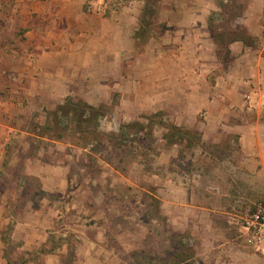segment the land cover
<instances>
[{
    "label": "crops",
    "instance_id": "1",
    "mask_svg": "<svg viewBox=\"0 0 264 264\" xmlns=\"http://www.w3.org/2000/svg\"><path fill=\"white\" fill-rule=\"evenodd\" d=\"M120 3L0 0V264L6 237L28 264H128L149 231L132 220L146 212L162 215L172 246L193 249L184 264H264L242 228L264 203V0ZM77 103L102 110L106 134L196 135L172 147L194 143L189 162L205 169L176 171L161 154L164 169L149 175L138 157L124 175L93 143L34 124Z\"/></svg>",
    "mask_w": 264,
    "mask_h": 264
},
{
    "label": "rangeland",
    "instance_id": "2",
    "mask_svg": "<svg viewBox=\"0 0 264 264\" xmlns=\"http://www.w3.org/2000/svg\"><path fill=\"white\" fill-rule=\"evenodd\" d=\"M121 0H104V5H106L105 10L107 12V10H111V11H116L118 9H120L121 7ZM10 8L9 6L7 7H3L0 6V15H6L7 9ZM103 11V8H102ZM105 12V11H103ZM6 24L8 25V22H6ZM4 26H7V25ZM4 60H0V65H2L4 62ZM4 65V64H3ZM5 66V65H4ZM6 71L9 73L10 75V69H6ZM9 78V77H8ZM4 78H0V81H4ZM5 95H8L7 92H4ZM102 111V110H101ZM100 111V114L98 113V115L96 116L98 118L97 120V124L98 126L100 125V127H102L103 129L106 130V127H104L103 125V121H101L99 119V116L103 114V112ZM93 116H95V113L93 112L92 114ZM20 116H23L21 118H19L20 124L23 125V123H26V118L30 115H27L24 117L23 114H20ZM19 116V117H20ZM18 118V117H17ZM39 118V117H38ZM46 121L44 122L45 124H40L41 122H34L35 125H43L44 130H46L47 133H44L45 135L48 134V136L53 139V140H63V137L60 138V135L65 134V138H69L71 141L75 142V140L78 138V135H76V133L78 131L75 130V127L78 125L76 122L73 121H66L65 119H63L61 116H59V114H56V111L50 113L47 115L46 117ZM43 118H39V121H42ZM61 121L63 123H61ZM146 126L143 125H136L133 128V134L129 135V136H125L124 139L128 140L126 148L128 153L127 158L125 159V161L123 163H116L117 166L114 168H117V170H119V172L121 174L124 175H133L138 173L139 168L137 166L134 165V162H136L139 158H135V156L138 155V153L141 150H138L137 152V148L142 147L143 149V145H145L146 149H147V154L143 157V160H145L146 162V166H145V170L147 171V173L149 175L154 174L155 172H157V170H161L164 169L161 167V162L159 161L160 159V155L161 154H165V156L167 158L170 159V157H172V159H175L174 163L175 167L174 169L176 171H185V173L188 174H193V173H197L198 171L200 173H202L203 169H205L204 165H201L200 162H202L200 160V164L199 163H195V164H190L189 161H191L193 158H195L194 152H195V144H197L200 139L196 136L193 135L194 139L193 141H191V134L187 135V138L185 135H179L178 137H176L175 139H169L166 142L160 141V137L161 134H156V138H152V137H148L146 139H144V134L140 133L139 134V130L143 131ZM148 128H150L148 126ZM105 132L104 130L101 129V132ZM71 132V133H70ZM111 141L113 140V143H119V141L122 142L123 137L121 136V134L119 133H111ZM113 137V138H112ZM115 137V138H114ZM119 137V138H116ZM141 137V138H140ZM181 138H183L182 140V144H186L187 140L189 142H195V144H189V147L187 148L186 146H178V148L176 147H172V142H179L181 141ZM134 147V148H133ZM136 148V149H135ZM134 151L132 152L131 150ZM119 151V150H118ZM120 152V151H119ZM196 154V153H195ZM159 157V159H158ZM88 161V160H87ZM164 166L168 169L169 165L164 164ZM204 167V168H203ZM203 168V169H202ZM93 171L95 170L97 174H100L101 172V168L97 167L96 165L93 164ZM150 172V173H149ZM120 184V183H118ZM123 185H121L119 187V189L125 190V187H122ZM139 189L135 188V191H138ZM25 197V196H24ZM143 200L144 198L141 197ZM147 204L148 205H153V207L156 209V211H159V206L158 204H156V201L148 198L147 199ZM256 207V205L253 206L252 210ZM251 210V211H252ZM123 213H121L122 215ZM121 215H119L118 217L115 215H112V219L116 222V219H120V217H122ZM157 216V218L155 217ZM125 221L130 222V220H127L125 218H123ZM137 221H142L143 224H145V226L149 229L148 233L146 234V237L144 239L143 243L139 244V247H137V250L135 252L134 255V260L133 262L130 260L129 262H127L128 264H175V262H170V256H171V251H175L174 253H178V251L180 252V248L176 247V246H172V244L174 245V238L172 240V238L170 237V230L165 226V220L162 217V215L159 216V213L155 215L154 212H146V214H142L141 216L139 215H135L134 219L132 220V222L134 220ZM154 220H158L157 224L154 223ZM136 223V222H133ZM124 227L129 228L128 231L130 232H135L138 233L136 230H134L135 226H129L125 223ZM156 225H160L157 226ZM156 227V228H154ZM8 235V232L5 233L4 231V236ZM4 238V237H3ZM173 242V243H171ZM5 248H4V258H5V262L2 263H6V264H28V259L29 258L25 255L21 256V252H18V249H16V247L14 246V244H12L9 241V238L6 237L5 238ZM16 252V254H15ZM40 255H35L33 256L31 259H33L32 262H30L29 264H44L42 262L39 261ZM178 261H181L180 259H178ZM183 264V263H180Z\"/></svg>",
    "mask_w": 264,
    "mask_h": 264
},
{
    "label": "trees",
    "instance_id": "3",
    "mask_svg": "<svg viewBox=\"0 0 264 264\" xmlns=\"http://www.w3.org/2000/svg\"><path fill=\"white\" fill-rule=\"evenodd\" d=\"M88 114H89L88 108L85 107L82 103H77L62 108L61 112L59 113V116H61L66 121H73L78 124L75 127V130L78 131L76 133V135H78V138L75 140V143L77 142V144L80 146H88L90 145V143H93L92 151H94L102 159L112 164L114 167L117 166L116 164L117 162L123 163L129 153L126 152L127 151L126 145L128 140L124 138L125 136H129L130 134L127 131L124 132L123 134H121V136L123 137L122 142L119 141V143H113V140L111 141V136H110L111 134H106L99 130V126L97 124L98 118L96 117L97 115L93 116L91 114V116H89ZM61 123L63 122L61 121ZM62 137L65 138V134L62 133V135H60V138ZM138 150L141 151L138 153L137 156H135V158L144 157L147 154V149L144 147L143 149L142 147L141 148L139 147L137 148V152ZM131 151L133 152L134 149ZM177 244L178 247L180 248V252L174 256V258L176 259L175 264H180V263L184 264L188 260L193 258L192 257L194 255L193 249L188 244H186L181 239H178ZM178 259H180L181 261H178ZM189 264H196V263L193 261Z\"/></svg>",
    "mask_w": 264,
    "mask_h": 264
},
{
    "label": "built area",
    "instance_id": "4",
    "mask_svg": "<svg viewBox=\"0 0 264 264\" xmlns=\"http://www.w3.org/2000/svg\"><path fill=\"white\" fill-rule=\"evenodd\" d=\"M242 228L248 237L251 248L255 252H264V203L256 205L242 219Z\"/></svg>",
    "mask_w": 264,
    "mask_h": 264
}]
</instances>
